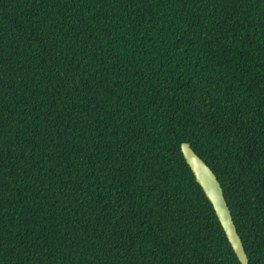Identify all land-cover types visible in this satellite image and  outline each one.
Wrapping results in <instances>:
<instances>
[{
    "label": "trees",
    "instance_id": "1",
    "mask_svg": "<svg viewBox=\"0 0 264 264\" xmlns=\"http://www.w3.org/2000/svg\"><path fill=\"white\" fill-rule=\"evenodd\" d=\"M264 264V0H0V264Z\"/></svg>",
    "mask_w": 264,
    "mask_h": 264
},
{
    "label": "water",
    "instance_id": "2",
    "mask_svg": "<svg viewBox=\"0 0 264 264\" xmlns=\"http://www.w3.org/2000/svg\"><path fill=\"white\" fill-rule=\"evenodd\" d=\"M197 181L211 200L226 235L242 264H250L243 240L238 232L223 186L212 167L193 149L189 142L181 145ZM222 203V204H221Z\"/></svg>",
    "mask_w": 264,
    "mask_h": 264
},
{
    "label": "clouds",
    "instance_id": "3",
    "mask_svg": "<svg viewBox=\"0 0 264 264\" xmlns=\"http://www.w3.org/2000/svg\"><path fill=\"white\" fill-rule=\"evenodd\" d=\"M222 204V203H221Z\"/></svg>",
    "mask_w": 264,
    "mask_h": 264
}]
</instances>
